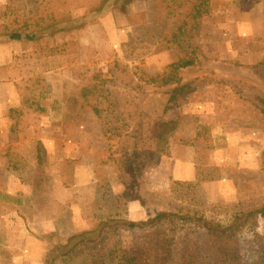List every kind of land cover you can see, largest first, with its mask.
Returning a JSON list of instances; mask_svg holds the SVG:
<instances>
[{
  "label": "rangeland",
  "instance_id": "1",
  "mask_svg": "<svg viewBox=\"0 0 264 264\" xmlns=\"http://www.w3.org/2000/svg\"><path fill=\"white\" fill-rule=\"evenodd\" d=\"M109 1L0 0L1 263L30 234L52 258L66 239L54 228L74 221L53 219L58 197L91 203L88 230L116 212L130 220L137 200L146 215L134 223L181 212L226 225L264 211V0H160L151 18L138 8L129 38L118 33L128 8L101 18ZM183 60L195 65L177 70ZM184 148L197 155L190 183L172 177ZM148 240L123 228L110 245ZM96 252L57 264H97Z\"/></svg>",
  "mask_w": 264,
  "mask_h": 264
},
{
  "label": "trees",
  "instance_id": "2",
  "mask_svg": "<svg viewBox=\"0 0 264 264\" xmlns=\"http://www.w3.org/2000/svg\"><path fill=\"white\" fill-rule=\"evenodd\" d=\"M132 1L134 0L109 2L111 6L113 2L114 8H125ZM199 1L202 2L201 5H209V0ZM177 2H180L178 7H182L187 0ZM151 3L152 13L149 18L153 13H157V4ZM197 9L198 6L193 8L196 14L199 13ZM207 11L208 9L206 14ZM190 16H193L192 13ZM146 26L142 27L143 30L149 31L150 27ZM187 27V23L183 24L178 32L182 33V29ZM190 30L198 33L196 26L193 27L191 23ZM192 37L190 35V38ZM11 39L21 41L23 36L16 33ZM194 65L193 60H183L176 64V68L181 70ZM119 199L117 204L120 203ZM263 214L262 209L238 213L224 225L208 220L204 215L181 212L158 214L146 222L134 223L128 220L124 212H116L114 217L99 218L93 229L74 234L65 245L57 246L46 264H57L63 259H69L73 254L89 250L97 251V264H264V237L258 231L259 218ZM123 228L133 230L148 239L153 237L155 240L139 242L131 249L120 247L119 241H114L112 247L110 244L113 238H119ZM246 242L256 248L254 254L244 250L247 247L243 246V243ZM102 250L106 251L107 255H102Z\"/></svg>",
  "mask_w": 264,
  "mask_h": 264
},
{
  "label": "crops",
  "instance_id": "3",
  "mask_svg": "<svg viewBox=\"0 0 264 264\" xmlns=\"http://www.w3.org/2000/svg\"><path fill=\"white\" fill-rule=\"evenodd\" d=\"M112 1V0H111ZM157 0H134L130 4L127 5L128 11H127V16L126 18V28L125 30H120L118 29V33H122L123 31H126L128 38L130 37V34L135 30V28H138V25H136L133 20H134V15L136 12H138L139 7H143L144 13L143 17L144 18H149L150 13L152 11L150 10V7H152V3H155ZM160 1V0H158ZM157 1V2H158ZM230 1V0H227ZM114 2V0H113ZM112 2V6L110 5L111 2H109V6H107V9H105L102 12L101 18H104V21L106 24H110L107 19H109V16L115 15L117 16L118 19V10L121 8H114V4ZM163 4V1L162 3ZM160 9L161 6H160ZM113 10V11H112ZM130 10V12H129ZM162 14V13H161ZM100 16V15H97ZM145 23L146 25H149L150 23ZM114 26V25H113ZM144 26V25H143ZM113 28L110 27V31H112ZM117 35V34H116ZM196 152V151H195ZM196 153H193V149H181L180 155L176 156L174 159V166L172 170V177L176 182H181V183H190L193 181H196L198 178V170L196 166ZM61 184V187L58 191L60 192L64 186L61 183V180L59 181ZM206 184V183H205ZM219 184V183H218ZM220 185V184H219ZM63 193H60L59 196H63ZM57 205L60 207L62 210L60 212L55 211L54 215L55 218H53L55 221H58L59 215H63L64 212H67V216L71 219L74 220L73 222L71 221V224L67 226V230H64V227L62 228H54L55 234H61L62 236L66 237L64 239V242H60L61 246L65 245L69 238L71 237L72 234H77L79 232L86 231L89 228V219L93 220L95 218V214L91 213L90 208H91V203L88 201L85 203V209L82 208V206L79 204L77 206L72 207V203L70 200L58 197L57 198ZM129 218L130 220L132 219L133 222L141 221L145 219V209L143 208L142 201L137 200L133 201L129 204ZM131 216V217H130ZM16 231L14 227H12L11 231L9 232V236H11V240L16 237ZM62 232V233H60ZM24 232L21 231L22 238H25L23 235ZM19 240V239H18ZM14 246H10L15 253L14 256H12V264H46V257L47 253L50 249V244L46 240H40L39 238H36L35 236H32L31 234L24 240V241H12ZM55 244V241L54 243ZM59 244V243H58ZM0 264H4L1 263Z\"/></svg>",
  "mask_w": 264,
  "mask_h": 264
}]
</instances>
